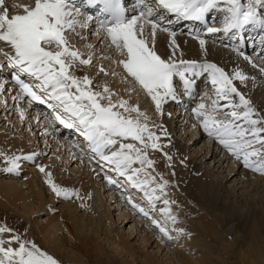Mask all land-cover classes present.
<instances>
[{
  "label": "snow or ice",
  "instance_id": "snow-or-ice-1",
  "mask_svg": "<svg viewBox=\"0 0 264 264\" xmlns=\"http://www.w3.org/2000/svg\"><path fill=\"white\" fill-rule=\"evenodd\" d=\"M87 3L90 6L102 5V12L110 15L111 20L102 23L101 28L106 31L112 45L126 54V59L120 63L127 77L151 99L156 113L162 114L163 105L178 98L174 78H178L190 97L196 82L204 79L211 84L213 95L201 97L208 103L200 102L191 110L199 121V127L236 160L242 161L246 169L264 175V112L255 108L239 90V85H246L249 80L239 65L229 72L206 60L198 63L194 59L177 57V52L182 51L174 39L177 33L159 20L152 19L154 9L149 0H136L139 15L132 19L126 17L122 0H87ZM154 3L183 21L203 23L209 13H221V26H207V34L238 35L251 25L260 30L259 43L264 45V15L260 12L264 8V0H244L243 3L242 0H154ZM23 12L25 14L10 18L7 10L0 14V42L10 46V51L14 53H4L7 66L12 70L11 80L18 88L14 100L27 97L29 104H46L58 123L79 132L87 149L96 157L97 175L102 172L101 179L109 186L120 189L131 210L150 219L162 240L171 241L184 236V230L175 226L177 218L169 207L176 202L168 198V181L163 177L156 179L152 174L155 172L153 161L148 158L149 149L161 151L166 147L160 143L162 138H167L166 130L159 133L152 131L145 113L136 107H129L125 100L114 102L113 94L106 85H97L102 90L94 91L90 87L92 80L87 76L80 79L74 74L77 62L89 65L91 58L81 59L77 51L67 46V31L77 26L87 27V22L81 24L76 18L79 13H73L67 0H35V6L24 7ZM149 24L152 47L144 38L143 31L144 26ZM157 29L173 37L169 42L171 52L165 57L154 50ZM192 39L197 40L200 51L206 53V38L193 34ZM52 45L56 46V51L50 50ZM232 51L238 58L256 67L239 48ZM99 71L108 75L103 68ZM260 72L264 73V67L260 68ZM5 90L0 84V91ZM133 113L136 114L135 119L132 118ZM20 115L23 119V113ZM154 127L162 129L160 125ZM163 154L171 161V156ZM36 159V154L5 157L9 166L4 171L18 174L21 162ZM37 167L58 200L81 198L78 192L54 183L52 174L44 166ZM129 189L142 193L141 200L148 207L134 203L135 193L129 192ZM161 200L163 207L157 209V202ZM157 211L162 220L152 218V213ZM172 232L175 236L170 234ZM0 264H58V261L42 251L35 242L24 239L18 230L5 225L0 226Z\"/></svg>",
  "mask_w": 264,
  "mask_h": 264
},
{
  "label": "bare ground",
  "instance_id": "bare-ground-1",
  "mask_svg": "<svg viewBox=\"0 0 264 264\" xmlns=\"http://www.w3.org/2000/svg\"><path fill=\"white\" fill-rule=\"evenodd\" d=\"M243 2H244V0H242V3ZM149 4L153 7L154 14L157 13V15L152 17V19L156 20L158 18V20L161 23H163L166 27L171 28L173 31H175L177 33V35L174 37V39L177 41V43L179 45H185L184 49L186 50L188 57L196 58L194 60H198L200 62L206 60L207 62H210V63H216L218 67H222L229 72H231L235 66L239 65L241 70H243L244 73L249 76V80H248L247 84L246 85H239V90H241L246 95V98H249L252 101V104L255 108H257L261 112H264V73L260 72V68L264 67V58H261L262 54L264 57V45H261L259 43V38L261 35L260 30H258L257 28H255L254 26H251V25L247 26L248 27L247 29L249 32V33H247L249 35V38H248L249 42L252 40H256L254 43L255 44L257 43V44H256V46H255L256 48H254V50L256 51L257 48H259L258 50L260 51L258 54H256V57H254L253 55H250V59L256 65V67H252L251 65L247 64L242 58H238L236 56V54L232 51L233 48H239L245 54L247 53L245 50L244 42L239 43L237 41V39L234 40V38H233L234 33H229L227 35H224L223 33L209 35L206 33V28L204 30H202L197 25L196 22L177 20L176 17L167 13L166 10H162V9L158 8L157 5L154 3V0H149ZM6 10L8 11V8ZM77 12L78 11L75 9V12H73V13L75 14ZM260 12L262 15H264V8L260 9ZM210 14H212L214 16V18L212 16V19H214L213 20L214 22L211 24V26H216L218 24L217 18L219 17L218 16L219 13L213 12V13H209V15ZM9 16H10V14H9ZM135 16H138V15H135ZM135 16H132V18H134ZM76 18L80 21L81 24L87 22V27L81 28V27L77 26L75 29L67 31V33L68 32L74 33V31H75L74 34H76L75 35L76 38L79 37L80 40L81 39L83 40L86 32L89 31V33L91 32L94 34L93 41L97 40V42H96L97 44L99 42L98 37L101 36V34H102L103 42L105 43L103 50H105L106 53H108V51H111V52L117 51V50L114 51L115 47H114V45H112L110 39L105 37V35L107 34L106 31H103V32L95 31L92 28L91 22L89 21V19L80 16V13H79V16ZM218 22L220 23V20ZM218 26H219V24H218ZM218 26H216V27H218ZM187 28H188V30L186 31ZM180 29H181V31H180ZM149 30L151 31V28L145 27L144 37H146V35L148 34L147 31H149ZM189 33L191 35H188ZM193 34H199V35L206 38V41H207L206 53L200 51L198 41L192 39ZM155 36H156L158 42L159 43L161 42L162 47H165L164 44L166 42L169 43L173 39V37H170L167 32L160 31L159 29H157ZM100 40H101V38H100ZM83 43H84V41H83ZM251 44H252V42H251ZM255 44H253V45H255ZM106 48H107V50H106ZM50 50H53V48L52 49L50 48ZM56 50L54 49V51H56ZM159 50H160V47H159ZM4 53H7L8 55L14 54L10 51V46H6L4 42H0V66H1V64L5 63V62L7 63V59L4 56ZM115 54H116V52H115ZM8 68L9 67L6 65L4 68H1V70L4 72ZM82 69H83V67H82ZM70 71H71V69H70ZM80 71H81V68H80L79 62H77L76 63V70H75L74 74L78 78L82 76V73ZM88 74H89V72H88ZM90 76L92 77V75H90ZM97 79L98 78L90 79L93 81V85H91L90 87H92L94 91L100 90V88L96 87L97 85L103 86V85H105V82H106L104 80L105 82L102 81V83H101ZM116 79L117 80L113 81L108 86L109 90H115L116 92H118L121 89L120 94H118L117 96H120L121 93H122V95L123 94L128 95L130 98V100H128V102L130 101L131 105L133 106L134 105L133 100L134 101L137 100L138 93L136 94L135 93L136 91H134V89H132L130 83L128 82L129 80L123 81L124 78H122V77H118ZM3 81H4L3 78H0V84H2ZM202 83H204V85ZM2 85H4V84H2ZM15 86L16 85L10 84V85L4 87L6 89L5 91H2V93H7V96L12 97V99L10 98V101L14 100V96H16L15 92L18 93V89H14L15 91L12 90ZM177 86H178V84H177ZM181 86L182 85H180L178 88L180 89L181 96H182V95H185V92L183 90V87H181ZM205 86L206 85H205L204 79L198 80L194 86V89L196 88V90H200V94H199L200 97L206 96L203 93V89L205 88ZM0 94H1V91H0ZM135 94H136V96H135ZM177 95H178L177 96L178 98H177V100L173 101V105H172V107H173L172 111L174 110L175 106L177 108V109H175L176 114H174V112H172L171 115L173 117L172 116L171 117L175 121H177V123L179 124V127H178V130L176 128L177 126L175 127L176 128L175 137H173V140H170V144L171 145L175 144V148L173 150L174 152L168 151L169 153H167V150H169V149H166L167 155L172 157L170 162L175 165V167H174L175 169L164 171L163 176H164L165 180H167L170 183L173 182V180L179 182V184L181 186L180 195H182V197L180 198L176 207H177L178 211H182V213H184V214L185 213L190 214L193 217V219H195L193 222V225H194V233H196V237L191 235L190 230H187L189 227L188 225H184L183 223L180 222L181 219H184L183 216L181 219H177V224L175 225L177 228L183 229L184 232L186 233L184 236H182L178 239L179 242H183L187 246V249H186L187 252H180L179 253L182 255V257L184 259L183 264H196V263L192 262L190 257H194L196 255V252H200L204 246L203 240L205 241V239L200 237V235H199L200 233H199V231H197L198 229L196 227L197 224L199 226L201 225V227H203V220L206 221V219H203V215H200V213H199L202 210H205V214H207L208 216H209V211H210L212 214L210 216V218L211 217L214 218L213 220L215 222H218V224H220L222 226V230L220 232L215 226H211V227L206 226L205 229L204 228L202 229L203 231L208 232V235H210L214 239L224 238L222 236L225 235L226 237L228 236V239H229V236H231L230 238L233 240V244L230 242H227L228 243L227 246L223 245V244L221 245V250H222L223 254H225V255H227V253L234 254L236 259L238 260L239 264H264V244H263L264 243V202H255L253 200V198H250L252 196H248L249 198L247 197L245 199L242 197H240L241 199L239 197L236 198V196H233L234 194L232 195V193H234V191H232V189L230 191H228V190L222 188V186L220 185L221 184L220 181L214 182L215 184L213 183V184L206 185V184L202 183L201 177H199V178L195 177L194 178L187 173L186 169H188L190 167L192 168L191 171L195 175H200V176L202 174H205V172H206L205 170H207L205 168L203 171L201 170V168H200V170L195 169V167L191 165L192 164L191 160L186 158L183 155L185 149H182L184 146H186V150H187L188 148H190L189 146H193L206 133L201 131L203 133H199V137L192 135L190 138H188L189 134L188 135L186 134L187 132H186V127H185L187 123L184 122V110H188L186 108H190V106H193L194 104H196L195 99L182 100L179 98L180 94H177ZM113 98L115 99V96H113ZM131 98H132V101H131ZM116 99L118 100L117 97H116ZM123 99L126 100L125 97H123ZM138 99H140V98H138ZM21 101L22 100H14V103L16 105H18L19 102H21ZM150 102H151V99H150ZM189 102H190V104H189ZM33 103H34L33 105H42L40 107H42L43 110L38 109L37 112H35L37 114L36 115L37 117L42 119V118H44L43 116H47V110L50 108H48V106L46 104H41V103H36V102H33ZM43 105H45V107L47 109H44ZM152 105H153V103H152ZM167 105H168V108H166L163 111L164 116L156 113L154 105H153V111L152 112L144 104H142L141 107L139 108V110L143 111V113H145L147 115V117H148L147 123H148L149 127H152L151 128L152 131L158 133L161 130H164L163 126L165 124H167L168 127L170 126L171 123H169V122L167 123V119H168L167 114H168V110L170 109V105L168 103L166 104V106ZM33 111H35V110L33 109ZM14 113H15V111H14ZM16 113H17V111H16ZM51 114H52V111L50 112V115ZM133 114L135 115V113H133ZM174 115H176V116H174ZM191 117H192V115H191ZM38 121H40V119ZM49 121H51V123L48 126H46L47 124L45 125L44 123H43L44 126H42L43 128L48 127V132H49V130H52V128H54L53 125H55V124H58L57 127L61 128V132L64 134H66L67 129H69L67 127H64L62 124L58 123L55 120L53 114L49 117L48 123H49ZM154 125H160V126H162V129H157L154 127ZM37 128H38V126H37ZM37 128H36V130H37ZM43 128H41L39 130H42ZM71 129H72V131H71L70 135H71L72 140H73V135H72L73 130L75 131L76 137L80 136L79 132H77L76 129H74V128H71ZM39 130H37V132ZM45 132L46 131H43V133H42L43 136H41L40 138L48 136V134H47L48 132H46V133ZM49 135H50V133H49ZM36 137L37 136H34L35 141H36ZM5 138L4 137L0 138V155H2L3 160H4L3 163H0V207L4 210L8 211V212L18 213L21 218L25 219L24 221H26V225H29V227H32L31 224H33V226L36 227V231L42 235L43 242L47 243V245L49 244L51 249L53 250V252L60 253L61 250H65L67 247V244L69 243V240H71L74 243L76 242V245H74V246L75 247L78 246L77 247L79 249L78 253L81 256L87 255V257L89 259H94V260L100 262V260L97 258H99V256L102 255L101 250L96 249V246H94V247L89 246V245L86 246L85 244L87 242L91 243L92 240L89 238V236L83 235L84 234V228L87 229L88 228L87 226H92V230L94 231V233L100 232L106 238H108L109 236L111 237V235H109V233H110V227L109 226L110 225L108 226L107 222L112 221V220L110 221L111 218L109 217L110 215L108 214V212H109L108 210H110V207L112 205L111 201L113 200V198H112V195L110 194L111 193L110 189H109L110 186L107 184L106 181H104L105 185L95 184V183H99L98 181H96V177H98L97 172H99V171L92 169V166H90V164H86L87 165V174H85L84 176L79 175V177L76 176L77 178H75L74 176L72 177V175L71 176L67 175V177L60 179V177H58L59 176L58 173H57V175L52 174V172H51L52 168H51V166H48V168H46V171L50 172L52 174V181L54 183H56L58 186H60L62 188H66V189H69L71 191L75 190L74 192H78L81 198L78 199L76 197H72L69 200L60 199V200H62L61 202H63L61 204V208H59L60 210L58 212H51V211L47 212L46 210H44L45 204L43 202L42 193L49 192L48 195H51L52 199L56 198V197L50 191L47 184L44 182L45 181L44 174H42L38 171L37 166L39 165V163H37L38 161H36V160L40 159L42 157V155H45V153L47 152L46 148H48V145L45 144V142H44L43 143L44 147L42 148V150L38 149L35 151L34 148H36V147H34V145H33L34 142H32V144H29V142H26V141H25L26 143H23L24 142V140H23V142H20V143L18 142L17 144H15L14 142L11 143V141H9V139H5ZM37 140H38V138H37ZM80 141L81 142L77 143L75 146V148L77 149L76 150L77 152L71 153L69 146H67V147H63V150H64L63 153L70 152L69 156L70 157L73 156L75 159L79 160L80 161L79 164L81 166V165H83V163L86 162L85 161L86 158H83L82 156H84L85 154L88 155L91 152L87 149L85 141L83 140L82 137H81ZM171 145H170V147H171ZM15 148H22V150L19 149L18 156H27V155H30L31 153L37 155V159L34 161L35 163L33 164L34 167H30L28 172H25V174L22 177L18 178L20 180L23 179L22 184H18V183L12 184L13 182L11 181V179H14V177H16L17 174L8 173V172L6 174H4L7 176V179L9 180V182H8L7 180L4 181L5 176L2 173V171H4V169L9 166L5 161V157L11 158L9 156V154ZM24 149H29V150L25 152ZM175 150L178 153V155H176V156L174 155V153H176ZM206 151L207 152L202 153V155L204 154L203 158L208 157L207 158L208 160H211L212 163H215V164L211 163L213 165V168H215L216 164L218 165V168H221L223 163L225 162V160L222 161V164L220 165L219 162H221V160L216 162V157L214 156V152L213 151L210 152L211 154L209 155V153H208L209 150H206ZM49 152H47V154ZM55 153H53V155ZM76 153L77 154L79 153V154L77 155ZM195 153L197 154V153H199V151H197ZM196 156H198V155H196ZM56 157H57V155H56ZM151 157H152V155H150V156L148 155V158H151ZM91 158L92 157L90 156L87 158V160L90 161ZM68 160H72V159L68 158ZM74 161H73V164H74ZM30 162H32V161H30ZM69 162L70 161H65V164L66 163L68 164ZM78 165H77V167H78ZM241 165H243V164L241 163ZM35 166L37 168H35ZM135 166L138 167L139 165H135ZM25 167H27V165ZM23 168H24V165H23V162H21L20 170L22 171ZM89 168H90V170H88ZM34 169H35V171H34ZM246 170L249 171V169H246ZM231 172H228V175L226 177H228ZM54 173L56 174V172H54ZM173 173H174V175H173ZM209 173H210V171H209ZM185 174H187V176ZM89 175H92V177H90L91 179L89 178ZM178 175H180L182 177H178ZM235 175L238 176V170H236ZM241 176L243 178H247V179H249V177H250L249 174H247V173H246V175H241ZM183 177L186 178L185 181L187 182V185H185V181L182 179ZM263 177H264V175H263ZM263 177H262V179H260L261 178L260 177L256 180H254V178H250L251 180H254V181L250 182L251 184H249V180H248V182L246 181L247 182L246 185L249 186L248 187L249 191L247 190V193H259L260 191L264 192V183H261V182H264ZM175 181H174V185H177V183ZM10 182H12V183H10ZM14 182H16V181H14ZM246 182H244V183H246ZM25 184L28 186V188L26 186L25 187L27 189H29V192L24 191L23 188H24ZM104 186H106L108 189L105 188ZM100 189H103V190L107 189L106 190L107 196L110 198L109 209L108 210L106 209L105 212H103L101 210H103V208H107L106 207V201L107 200H105V204H104V200H103L104 197L102 199ZM216 190H218L219 195H218V197H216V199L217 198L218 199L215 201V203L217 204L219 211L218 212H215V211L212 212L213 207H212V205H209L207 202L210 203L214 200V195L216 193L215 192ZM128 191L131 193H135V199L133 201L134 203L137 201H141L140 203L145 204V207H148L147 203L141 200L142 193L136 192V190H133V189H129ZM120 193H122L121 190H120ZM252 195H254V194H252ZM72 199H73V201H72ZM169 199L173 200L172 196L169 197ZM35 200H37L36 206H35V204H32V202ZM230 200H232V202H233L232 206H231V210H230V212H232V215L228 216V210L230 209L228 207V205H229V202L231 203ZM81 203H83V205H84L83 207H81ZM190 204H192V206ZM95 207L100 208L101 212L99 213L98 210L95 209ZM38 210H40V212H42V210L44 211V213L46 212L45 214H47V215H46V219H45V224L38 225L37 218H39L41 215L40 212H39L40 214L37 212ZM226 210H227V212H226ZM35 211H36V213H35ZM90 212H92V214H90ZM58 213H61V214L56 216V214H58ZM94 213L98 214L96 219L93 216ZM154 213L156 214L157 212H154ZM197 214H198V216H197ZM84 216H85V218H84ZM179 216H181V215L179 214ZM118 217H119V219H117V223L118 222L122 223L123 220L120 221L122 216L118 215ZM155 217H156L155 219H159V220L163 219L162 217H160L159 213H157V215ZM187 218L189 219V216H187ZM227 224H229V225H227ZM115 225H116V223H115ZM60 233L63 234V236L61 235L62 237H60V235H59ZM131 234H132V230L130 229L124 235H127V238H128ZM172 235H175V233H173ZM239 239H241V241H244L243 242V248L241 250L231 252V246L236 244L237 240H239ZM81 246H84V249H82ZM53 252H52V254H53ZM69 253H72V252L70 251ZM199 261H201V260H199ZM213 261H216V260L214 259ZM222 261L223 260H220L219 263H218V261H216V262H217V264H220Z\"/></svg>",
  "mask_w": 264,
  "mask_h": 264
},
{
  "label": "rangeland",
  "instance_id": "rangeland-1",
  "mask_svg": "<svg viewBox=\"0 0 264 264\" xmlns=\"http://www.w3.org/2000/svg\"><path fill=\"white\" fill-rule=\"evenodd\" d=\"M9 4L11 6L9 8V13H8V14H10V16H9V18H10L12 15H23V14H25L23 12V8L24 7H29V8L34 7L35 0H10ZM210 16H213V15L212 14L209 15V17H208L209 19H210ZM218 16L219 17L217 18L218 19L217 23L219 24V26H218V24L216 26L220 27V23L218 21L222 19L223 14L219 13ZM213 18H214V16H213ZM156 20H158V18ZM145 27L151 28V25L150 24L145 25L143 31H145ZM138 30H139V27H138ZM180 31H181V29H180ZM147 32H148V34L144 38L147 40L149 46L152 47L153 46L152 45V37H151L152 36L151 35L152 29H151V31L149 30ZM74 33H75V31H74ZM74 33H69V32L65 33V39L67 41V46L71 50L77 51L80 54L81 59L91 58V63L89 65H80L79 64L80 68H81L80 72L82 73V76L79 78L82 79L85 76H87L89 79L98 78L97 80H99L101 83H102V81L103 82L106 81L105 85L107 87L113 81L117 80L116 78H118V77L124 78L123 81L129 80L128 82L130 83L132 89H134V91H136L135 92L136 94L138 93L137 100H135V101L133 100L134 105L132 106L131 102L130 101L128 102V100H130L128 95H124V94L122 95V93H121V95H120L121 97L117 96L118 94H120V90H121L120 88H119L120 90L118 92H116L115 90H110V92L113 94V96H115V99L112 97L114 99L113 101L116 102V101H119L121 99L125 100V99H123V97H125L126 98L125 101H127L129 107H136L139 109L141 107V105L144 104L152 112L153 111V105L150 102L149 97H147L146 93H144L137 84H135L134 82L131 81L130 77H127V74H126L125 70L123 69V67L120 63V61L126 59V54H122L121 51L118 50L115 46H114L115 47L114 51L117 50V51H115L116 54H115V52H111V51H108V53H106V51L103 50L105 43L103 42L102 34H101V36L98 37L99 42L97 44L96 43L97 40L93 41L94 34H92L91 32L89 33V31L86 32L83 40L82 39L80 40L79 37L76 38V36H75L76 34H74ZM87 33H89L91 35L89 41H88V39H86ZM105 37L109 38L107 34L105 35ZM100 38H101V40H100ZM83 41H84V43H83ZM87 44L88 45L90 44V45L88 46ZM256 44L254 45V48H256L255 47ZM164 45H165V47H162L161 42L159 43L156 36H155L154 50L157 52V54L161 55L162 57H165L167 53L171 52L170 43L166 42ZM159 47H160V50H159ZM184 47H185V45H180V48L182 49V51L177 52V57H179L180 59H196V58L188 57L187 56L188 54H187L186 50L184 49ZM50 48L51 49L53 48L52 51H54V49L55 50L57 49L55 45L50 46ZM106 50H107V48H106ZM256 51L254 50V53H257ZM250 55H251V52H250ZM250 55H249V57H250ZM252 55H254V54L252 53ZM261 58H264L263 54H262ZM196 62L200 63V61H198V60H196ZM201 62H204V61H201ZM82 67H83V69H82ZM100 68H103L105 70V72L108 73V75H104L103 73H101L99 71ZM88 72H89V74H88ZM113 73H115V75H113ZM90 75H92L93 78ZM178 81H179L178 78H174V83H178ZM180 85H182V84L178 83V87ZM205 85L206 86L203 89L204 95L212 96L213 91H212L211 84L210 83L206 84V82H205ZM174 87H175V84H174ZM100 90H102V88H100ZM16 94H17V92H15V95ZM136 94H135V96H136ZM116 97L118 98V100L116 99ZM10 98L12 99L11 96L10 97L7 96V93H2V91H1V94H0V107H1L0 108V131H1L0 132L1 133L0 138L6 137L5 139H9V141H11V143L14 142L15 144H17L18 142L19 143L23 142V140H24L23 143L29 142V144H32V142H34L35 144L33 143V145H34V147H36V148H34L35 151L38 149L42 150V148L44 147L43 143L45 142V144L48 145V148H46V150H47V152H49V151L50 152L48 154L46 152L45 155H42V157L40 159H37L36 161H38L37 163H39V165L44 166L45 169L48 168V166H51L52 174L57 175V173H58V175H59L58 177H60V179L67 177V175L68 176L72 175V177L74 176L75 178L79 177V175L84 176L85 174H87V165L86 164H90V166H92V169L99 171V168L96 165V157L94 156V154L89 153L88 155L85 154L84 156H82L83 158H86L85 159L86 162L83 163V165H81V166L79 164V162H80L79 160L75 159L73 156H71V157L69 156L70 152L71 153L77 152L76 151L77 149L75 148V146L77 143L81 142L80 141L81 136L76 137L74 130L72 133L73 140H72L71 136L69 137V134H71V132L70 133L66 132V134L62 133L61 128L57 127L58 124H55V123H54L55 125H53L54 128H52V130H49V132H48V127H44L45 128L44 129L42 126H44L43 123L45 125L47 124L46 126H48L50 124V123H48V120L52 114L51 115L49 114L46 117L43 116L44 118L41 119V118L37 117L36 116L37 114L35 113V112H37L38 109L43 110L42 107H40L42 105H33L34 103L29 104L27 102V100H28L27 97H25L18 105H16L14 103V100L10 101ZM138 98H140V99H138ZM131 101H132V98H131ZM200 102L208 103L207 100L202 101L201 97L198 96V102L195 100L196 104H194L193 106H190V108L191 109L194 108ZM166 104L163 105V111L166 108H168V105L166 106ZM168 104L170 105V109L168 110V114H167L168 115L167 116L168 117L167 123L169 122L171 124L169 127L167 126V124H165V125L163 124L164 130H166V132H167V138H162L160 141V143L166 145V147H164L161 151H153L151 149L148 150V155L149 156L152 155V157L149 159L153 161L155 172H152V169H149L148 171L152 172V174L154 176H156L157 180H159L160 177H163V179H165L163 176L164 171L175 169L174 168L175 165L173 163H171L170 161H168L163 154V153H166V149H169V150H167V153H169L168 151L174 152L173 150L175 148V144L171 145L170 140H173V137H175V130H176V128L178 130V127H179V124L177 123V121H175L172 118L173 116L171 115L173 112L172 111L173 101H169ZM189 104H190V102H189ZM190 108H186L188 110H184V122L187 123L185 126L186 132H187L186 134L187 135L189 134L188 138H190L192 135L199 137V133H203V132H201L203 130L199 127V121L193 115L192 111L189 110ZM33 109L35 111H33ZM14 111H15V113H14ZM16 111H17V113H16ZM121 111H123V110L121 109ZM141 112H143V111H141ZM20 113H23V119H21V115H19ZM163 113L160 115L164 116ZM191 115H192V117H191ZM132 118L135 119L136 114L135 115L132 114ZM39 119H40V121H38ZM37 126H38V128H37ZM36 128H37V130H39L41 128H43V129L39 130L37 132ZM149 128L151 129L152 127H149ZM43 131L48 132L47 133L48 136L40 138L41 136H43L42 135ZM49 133H50V135H49ZM34 136H37L36 141L34 140ZM37 138H38V140H37ZM133 143H135V142H133ZM169 144L171 145V147ZM67 146H69L71 151L68 153L65 152L66 153L65 154V153H63V151H64L63 147H67ZM189 147L190 148H188L187 150H186V146H184L182 149H185L183 155L186 158L191 160V162H192L191 165L194 166L195 169L200 170V168H201L202 171L204 170V168L207 169V170H205L206 171L205 174H202L200 176V175H195L191 171L192 168L190 167V168L186 169L187 173L189 175H191L194 178L195 177H197V178L201 177L202 183H204L206 185L213 184L214 182L220 181V183H221L220 185L222 186V188H224L228 191H230L232 189V191H234V193H232V195L234 194L233 196H236V198L242 197L245 199L248 196H252L250 198H253V200L255 202H264V192L260 191L261 193L260 192L259 193H247V190L249 191V188H248L249 186L246 185L248 180H249V184H251L250 183L251 181H254L260 177H261L260 179H262L263 175H260L254 171L251 172V170H249V171L246 170V168L243 165H241L242 161L236 160L225 149H223L221 147V145L217 144V142L214 139L208 137L207 134H204L203 137L199 141H197L193 146H189ZM19 149L22 150V148H15L9 154V156L10 157L18 156ZM24 150L26 152L29 149H24ZM206 150H209V152H208L209 155L211 154L210 152H212V151L214 152V156L216 157V162L221 160V162H219L220 165L222 164V161L225 160V162L223 163L221 168H218L217 164L215 165V168H213L212 164H215V163H212L211 160H208L207 159L208 157L203 158L204 154L202 155V153L207 152ZM197 151H199V153L196 154L195 152H197ZM175 152H176V150H175ZM53 153H55V154L53 155ZM176 153H174L175 156L178 155V153L177 154ZM30 155H33V154L31 153ZM56 155H57V157H56ZM196 155H198V156H196ZM27 156H29V155H27ZM90 156L92 158L90 159V161H88L87 158ZM68 158H70L72 160H68ZM65 161H70L69 162L70 164L69 163L65 164ZM73 161H74V164H73ZM3 162H4L3 157H2V155H0V163H3ZM34 163H35L34 161L23 162L24 168L22 169V171L21 170L19 171V173L17 174L18 177L16 176V177H14V179H11V181L13 183L12 182H10V183L22 184L23 179L20 180L18 178L22 177L25 174V172H28L30 167H34V165H33ZM26 165L28 168L25 167ZM77 165H78V167H77ZM35 168H37V167L35 166ZM88 170H90V168ZM236 170H238V176L235 175ZM34 171H35V169H34ZM209 171H210V173H209ZM54 172H56V174ZM228 172H231V173L228 177H226L228 175ZM2 173L4 175L7 172L2 171ZM246 173L249 174V176H250L249 179L243 178L241 176V175H246ZM102 175H103V173L101 172L100 176H102ZM185 175L187 176V174H185ZM4 176H5L4 181L7 180L9 182V180L7 179V176L6 175H4ZM100 176H98L99 178L96 177V181H98L99 183H95V184L105 185L104 180H102L100 178ZM90 177H92V175H89V178ZM178 177H182V176L178 175ZM185 177L182 178L184 181L187 178V177L186 178ZM250 178H254V180H251ZM14 181H16V182H14ZM174 181L175 180H173V182H171V183L168 182L169 186L166 189V192L168 193V198L172 196V199L176 202L174 205H170L169 207L171 208L172 214L175 215L177 219H181L183 216L184 219H181L180 222L183 223L184 225H188L189 227L187 230H190L191 235L196 237V233H194V225H193V222L195 219H193V217L190 214H187V213L184 214V213H182V211H178V209L176 207V205L179 202L182 195H180L181 186H180L179 182L175 181L177 183V185H174ZM244 182H246V183H244ZM261 183H264V182H261ZM185 185H187L186 181H185ZM25 186L28 188V186L25 184L24 188H23L24 191L29 192V189H27ZM104 187L107 188L106 186H104ZM107 189H104V190L100 189L102 199L104 197V199H103L104 204H105V200H107L106 201V207L107 208H103V210H101L100 208L95 207V209L98 210L99 213L101 211L105 212L106 209L107 210L109 209L110 198L107 196V191H106ZM109 189L111 192L110 194L112 195V198H113V200L111 201L112 205L110 207V210H108L109 211L108 214L110 215V216L109 215L108 216L111 219L109 217L108 218L110 219V221L111 220L112 221L107 222L108 226L110 225L109 226L110 227L109 235H111V237L109 236L108 238H106L100 232L94 233V231L92 230V226H87L88 227L87 229L84 228V234H83L84 236L85 235L89 236V238L92 240L91 241L92 244L90 242H87L85 244L86 246L87 245L92 246V247L96 246V249L101 250L102 255H100L99 258H97L100 260V262L96 261L94 259H89L87 257V255L81 256L78 253V251H79V249L77 248L78 246L77 247L74 246V245H76V242L74 243L71 240H69V243L67 244V247L65 250H61L60 253L53 252L50 245L49 244L47 245V243L43 242L42 235L36 231V227L33 226V224H31L32 227H29V225H26V221H24L25 219L21 218L18 213L8 212V211L2 209L1 207H0V226L6 225L7 227L18 230V233L24 239L31 240V241L35 242L36 245L38 247H40L42 251H45L47 254L51 255L54 259H56L58 261V264H183L184 259H183L182 255L179 253L180 252H187L186 251L187 246L183 242H179L178 239H173L171 241L162 240L160 238V233H159L158 229L152 227L150 219H146V218L142 217L141 215H139L137 212L131 210L130 206L127 205V203H126V199H125L126 197L124 196V194L120 193V189L116 188L115 186H110ZM215 192L216 193L214 195V200L210 203L207 202L209 205H212V207H213L212 212H214V211L218 212L219 211V208H218L217 204L215 203V201L218 199V198L216 199V197H218V195H219L218 190H216ZM48 193L49 192L42 193L43 202L45 204L44 210H46L47 212H50V211L51 212H58L60 210L59 208H61V204L63 203V202H61L62 200H60V199L58 200L57 198L52 199L51 195H48ZM252 194H254V195H252ZM72 201H73V199H72ZM230 201H231V203L229 202V205H228V207L230 208L228 210V216L232 215V212H230V210H231V206H232L233 202H232V200H230ZM140 202L141 201H137L135 203L141 204V206L145 207V204H142ZM32 204H35V206H36L37 200L33 201ZM190 205L192 206V204H190ZM161 207H163L162 200L157 202V209H159ZM145 208H147V207H145ZM37 212L39 213L40 210H38ZM226 212H227V210H226ZM35 213H36V211H35ZM40 213L42 216L40 215V217L37 218L38 225L45 224V219H46V215H47V214H45L46 212L44 213L43 210ZM157 213H159V212L157 211ZM157 213L156 214L154 212L152 213L153 219L156 218L155 216L157 215ZM199 213H200V215H203V219H206V221L203 220V227H201V225L199 226L198 224H197V226L196 225L195 226L198 229L197 231H199V233H200L199 234L200 237L205 239V241L203 240L204 246H203L202 250L200 252H196V255L194 257H190L192 262L196 263V264H217L216 261H218V263H219L220 260H223L220 264H239V262L236 259L234 254L227 253V255H225V254H223V252L221 250L222 244L226 245V246L228 245L227 242H230L233 244V240L230 238L231 236H229V239L231 241L228 239V236L226 237L225 235L222 236L224 238H221V239L212 238L210 235H208V232L203 231L202 229L203 228L205 229L206 226H209V227L215 226L220 232L222 230V226L220 224H218V222H215L213 220L214 218H212V217L210 218V216L212 215L210 211H209V216L207 214H205V210H202ZM60 214L61 213H58V214H56V216L60 215ZM90 214H92V212H90ZM179 214L181 216H179ZM118 215L122 216V218L120 220V221L123 220L122 223H120V222L117 223V219H119ZM93 216L96 219L98 214L94 213ZM187 216H189V219L187 218ZM197 216H198V214H197ZM84 218H85V216H84ZM157 220H159V219H157ZM115 223H116V225H115ZM227 225H229V224H227ZM130 229L132 230V234L127 238V235H124V234H126L127 231ZM173 233L174 232H172L170 234L172 235ZM59 235H60V237L63 236L62 233H60ZM173 236H175V235H173ZM5 238L6 239L8 238L7 235L5 236ZM243 242L244 241H241V239L237 240V243L234 244L233 246H231V252L241 250L243 248ZM84 246H81V248L84 249ZM70 251L72 253H69ZM52 252H53V254H52ZM214 259L216 261H213ZM199 260H201V261H199Z\"/></svg>",
  "mask_w": 264,
  "mask_h": 264
}]
</instances>
